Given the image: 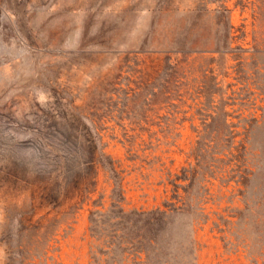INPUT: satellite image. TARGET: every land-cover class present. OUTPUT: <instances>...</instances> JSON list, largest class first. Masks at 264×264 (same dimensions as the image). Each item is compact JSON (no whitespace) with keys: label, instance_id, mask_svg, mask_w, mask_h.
Segmentation results:
<instances>
[{"label":"rangeland","instance_id":"1","mask_svg":"<svg viewBox=\"0 0 264 264\" xmlns=\"http://www.w3.org/2000/svg\"><path fill=\"white\" fill-rule=\"evenodd\" d=\"M0 264H264V0H0Z\"/></svg>","mask_w":264,"mask_h":264}]
</instances>
